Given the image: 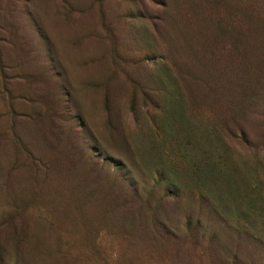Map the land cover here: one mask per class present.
<instances>
[{
  "label": "rangeland",
  "instance_id": "obj_1",
  "mask_svg": "<svg viewBox=\"0 0 264 264\" xmlns=\"http://www.w3.org/2000/svg\"><path fill=\"white\" fill-rule=\"evenodd\" d=\"M0 264H264V0H0Z\"/></svg>",
  "mask_w": 264,
  "mask_h": 264
}]
</instances>
